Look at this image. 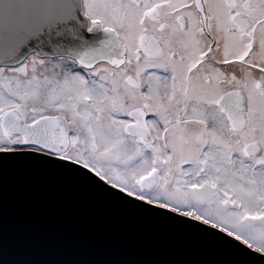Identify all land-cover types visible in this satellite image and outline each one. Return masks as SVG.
Listing matches in <instances>:
<instances>
[{
	"label": "snow or ice",
	"instance_id": "obj_1",
	"mask_svg": "<svg viewBox=\"0 0 264 264\" xmlns=\"http://www.w3.org/2000/svg\"><path fill=\"white\" fill-rule=\"evenodd\" d=\"M0 152L78 165L264 264V0H0Z\"/></svg>",
	"mask_w": 264,
	"mask_h": 264
},
{
	"label": "water",
	"instance_id": "obj_2",
	"mask_svg": "<svg viewBox=\"0 0 264 264\" xmlns=\"http://www.w3.org/2000/svg\"><path fill=\"white\" fill-rule=\"evenodd\" d=\"M212 231L68 161L0 152V264H258Z\"/></svg>",
	"mask_w": 264,
	"mask_h": 264
}]
</instances>
